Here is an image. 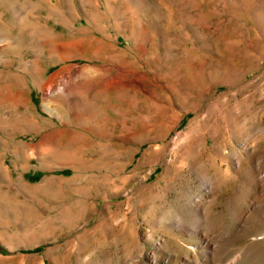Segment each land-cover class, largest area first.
Instances as JSON below:
<instances>
[{
	"label": "rangeland",
	"instance_id": "rangeland-1",
	"mask_svg": "<svg viewBox=\"0 0 264 264\" xmlns=\"http://www.w3.org/2000/svg\"><path fill=\"white\" fill-rule=\"evenodd\" d=\"M244 246L264 264V0H0V264Z\"/></svg>",
	"mask_w": 264,
	"mask_h": 264
},
{
	"label": "bare ground",
	"instance_id": "bare-ground-1",
	"mask_svg": "<svg viewBox=\"0 0 264 264\" xmlns=\"http://www.w3.org/2000/svg\"><path fill=\"white\" fill-rule=\"evenodd\" d=\"M197 221H198V219H197ZM239 221H240V225L241 224H243L244 222H245V215H243V216H241L240 218H239ZM199 222V221H198ZM244 225V224H243ZM230 238V236H227V235H220L217 239H216V242L217 243H215L214 244V246L213 247H215V246H221V243H222V245L223 244H225L226 242H228V239ZM210 242V241H209ZM219 243V244H218ZM213 244V243H212ZM212 249H214V248H212ZM249 250V246H244V247H240L239 249H237L234 253H233V255H231V257L230 258H228V259H226V260H223L220 264H238V262L242 259V255L243 254H245L247 251ZM220 252V251H219ZM214 253H216V252H214ZM221 253V252H220ZM218 254V256H219V253H217ZM214 255V254H213ZM212 258H213V256H212ZM221 258V257H220ZM219 258V259H220ZM217 259H218V257H217ZM218 259V260H219Z\"/></svg>",
	"mask_w": 264,
	"mask_h": 264
},
{
	"label": "trees",
	"instance_id": "trees-1",
	"mask_svg": "<svg viewBox=\"0 0 264 264\" xmlns=\"http://www.w3.org/2000/svg\"><path fill=\"white\" fill-rule=\"evenodd\" d=\"M60 173L68 174L69 171L65 170V171H61ZM42 175H43L42 172H33V173L29 172L26 174V177L31 181H35L38 180Z\"/></svg>",
	"mask_w": 264,
	"mask_h": 264
}]
</instances>
